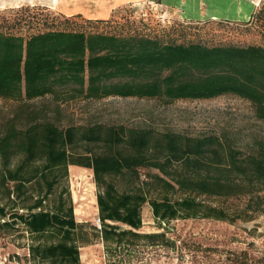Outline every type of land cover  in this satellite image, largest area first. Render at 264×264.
Returning <instances> with one entry per match:
<instances>
[{
	"label": "trees",
	"instance_id": "1",
	"mask_svg": "<svg viewBox=\"0 0 264 264\" xmlns=\"http://www.w3.org/2000/svg\"><path fill=\"white\" fill-rule=\"evenodd\" d=\"M119 9L104 19L41 6L0 11V100L27 104L64 95L174 102L230 94L252 103L264 119V2L246 21L196 22L232 25L239 32L258 29L262 40L247 45H212L184 34L180 40L174 27L147 33L129 19L116 20ZM70 166L93 171L101 229L76 219ZM214 197L247 201L232 209L211 202ZM147 204L158 232L141 231ZM259 216L264 156L245 155L217 136L103 125L62 128L36 120L19 127L15 118L0 129V232L30 242L27 264H82L81 247L94 238L121 264L142 262L148 249L170 250L178 260L189 256L195 263L211 249L169 234L173 222L235 225ZM232 254V261H247V252Z\"/></svg>",
	"mask_w": 264,
	"mask_h": 264
},
{
	"label": "rangeland",
	"instance_id": "2",
	"mask_svg": "<svg viewBox=\"0 0 264 264\" xmlns=\"http://www.w3.org/2000/svg\"><path fill=\"white\" fill-rule=\"evenodd\" d=\"M56 1L4 0L5 6L0 8V11L21 6H41L55 13L63 10L67 13H79L85 18L107 16V10L110 8L108 4L98 3V0ZM236 1L249 13L264 2V0ZM63 6L66 8L64 9ZM119 8L116 20L129 19L137 23L144 31L147 30V33L174 27L176 36L180 40L184 34L189 39H202L212 45L229 43L247 45L248 42L262 40L261 34L257 32L258 29L239 32L232 29V25L221 27L211 23L197 24L196 22L213 18L200 19L193 14L188 15L185 7L160 6L156 0L135 2ZM203 8L200 7V9ZM226 9L230 13L236 8L226 6ZM217 19L246 21L249 18L238 20L233 17L220 16ZM178 22L187 24L184 25L186 29L177 27ZM12 118L17 120L19 127H24L25 124L36 120L52 122L62 128L70 125L82 127L103 125L127 130L148 128L152 129L156 135L176 133L187 137L217 136L225 144L231 145L245 155L261 154L264 156V119L259 117L252 103L230 94L212 99H183L174 102L159 98L138 97H108L97 100L80 96L77 99H70L64 95L61 97L47 96L27 104L0 100V129ZM92 148L101 151L102 145H94ZM81 150L84 151V149ZM149 171L157 173L156 170H143L142 172ZM88 182L94 184L91 195L97 203V188L93 171L78 166L69 167L68 186L75 205L76 219L81 224H90L99 229L98 205L96 211L90 209L85 199ZM246 201L245 197L228 200L211 198V202L224 204L232 209L241 208ZM142 218V232H158V226L148 204L143 207ZM263 225L264 216H259L249 223L237 221L235 225L208 220L173 222L170 228L175 232L169 230V234L195 240L201 243L203 248H209L211 251L200 255L194 263L189 256H185L182 261L178 260L177 255L170 250L148 249L150 254L142 262L132 264H264ZM27 243H30L27 239L0 232V260L5 257L8 259L7 264H27L26 258L29 256ZM234 252L239 254L247 252V261H244L241 256L232 261L235 256L232 254ZM81 256L84 264H121L111 260L103 243L95 238L90 245L83 243Z\"/></svg>",
	"mask_w": 264,
	"mask_h": 264
},
{
	"label": "crops",
	"instance_id": "3",
	"mask_svg": "<svg viewBox=\"0 0 264 264\" xmlns=\"http://www.w3.org/2000/svg\"><path fill=\"white\" fill-rule=\"evenodd\" d=\"M140 1H146V0H98V3H103V4H108L110 6V8L107 10L108 15L107 16H95V17H85V18H89V19H104V18H108L111 16V14L113 13V11L117 10L119 7H123L126 6L128 4L131 3H135V2H140ZM154 1V0H151ZM161 0L160 6H166V7H185L186 12L188 15L193 14L194 16L199 17L200 19L202 18H206V17H210V18H215L217 19L220 16H228V17H233L234 19H238V20H245L250 18L251 14L253 13L250 12L242 7L239 6V3L236 0ZM200 3V4H199ZM66 6V4H65ZM196 6H198L199 8H197ZM226 6H230V8L233 6H235V10L233 12L229 13V10L227 11ZM200 7H204L206 9H200ZM210 7H214L215 9H221V11H223L222 14H212V10L210 9ZM240 7L241 9L238 10L237 8ZM63 8L65 9L66 7L63 6ZM214 9V10H215ZM212 11V12H210ZM63 14H66L68 16H73V15H79V13H67L66 11H59ZM227 13V14H224ZM232 13H237L236 15H232ZM82 259V256H81ZM19 264V263H16ZM82 264H84V260L82 259Z\"/></svg>",
	"mask_w": 264,
	"mask_h": 264
},
{
	"label": "bare ground",
	"instance_id": "4",
	"mask_svg": "<svg viewBox=\"0 0 264 264\" xmlns=\"http://www.w3.org/2000/svg\"><path fill=\"white\" fill-rule=\"evenodd\" d=\"M57 1L59 2V0H57ZM210 9L213 11V12L210 11V12H212V14H222L223 13V11H221V9H219V8L218 9H215L214 7H210ZM240 9L241 8L238 7V10H240ZM224 14H227V13H224ZM233 14L236 15L237 13H232V15ZM84 180H85V178H84ZM88 184L89 185H87V189L85 190L86 191L85 199L87 201V204L89 205V208L96 211L97 210V203H96L95 198L91 195V191L93 190L94 184L93 183H89V182H88ZM76 210H78V209H76Z\"/></svg>",
	"mask_w": 264,
	"mask_h": 264
},
{
	"label": "built area",
	"instance_id": "5",
	"mask_svg": "<svg viewBox=\"0 0 264 264\" xmlns=\"http://www.w3.org/2000/svg\"><path fill=\"white\" fill-rule=\"evenodd\" d=\"M99 222H100V220H99ZM99 229H101V224H99ZM7 261H8V259L7 258H3L2 260H0V264H7Z\"/></svg>",
	"mask_w": 264,
	"mask_h": 264
},
{
	"label": "clouds",
	"instance_id": "6",
	"mask_svg": "<svg viewBox=\"0 0 264 264\" xmlns=\"http://www.w3.org/2000/svg\"><path fill=\"white\" fill-rule=\"evenodd\" d=\"M5 4H4V0H0V8L4 7Z\"/></svg>",
	"mask_w": 264,
	"mask_h": 264
}]
</instances>
